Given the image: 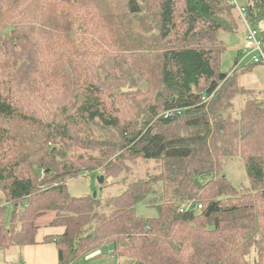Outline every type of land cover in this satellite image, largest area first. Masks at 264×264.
<instances>
[{
    "label": "trees",
    "instance_id": "trees-1",
    "mask_svg": "<svg viewBox=\"0 0 264 264\" xmlns=\"http://www.w3.org/2000/svg\"><path fill=\"white\" fill-rule=\"evenodd\" d=\"M239 2L264 41V0ZM239 20L232 0H0V249L53 212L60 264L107 246L121 264H264V89L220 69ZM137 159L154 175L131 179ZM97 170L117 195L68 191ZM159 183L158 215H137Z\"/></svg>",
    "mask_w": 264,
    "mask_h": 264
},
{
    "label": "rangeland",
    "instance_id": "rangeland-1",
    "mask_svg": "<svg viewBox=\"0 0 264 264\" xmlns=\"http://www.w3.org/2000/svg\"><path fill=\"white\" fill-rule=\"evenodd\" d=\"M247 34V27L241 18L239 20V29L236 33H229V32H220L219 39L226 44V51L222 55L221 60V71H233L238 75V83L244 85L251 89H263L264 88V69L258 68L259 65L253 66L251 69H246L243 71H239L235 68L236 58L238 57V48L244 45V39ZM251 60L252 57L250 56ZM248 58V60H250ZM242 60V56L240 55L239 61ZM262 67V66H261ZM233 68V69H232ZM246 71V72H244ZM244 72V73H243ZM246 98H236L234 101L235 105L233 107V114L235 116H239L241 110L246 102ZM4 149L5 141L0 136V145ZM222 162V172L225 176L232 181L234 185H248L249 178L247 174V170L245 168V161L240 156H229L225 157L221 160ZM130 168H132L130 172V178L136 179L138 177H151L154 175L155 170V163L153 161H147L143 159H137L136 162H129L128 164ZM101 171H93V172H86L85 174L80 175L79 177L73 178L68 183V191L74 196H86L88 194L93 195L95 192L99 195V198L105 200L109 196L117 195L119 192L120 183L118 182L117 178L114 177L108 178L106 181L104 180L102 184H100L99 177H101ZM104 176V175H103ZM111 183V184H110ZM103 186V187H102ZM164 200L163 196V188L162 183L155 184L152 186V190L145 194V197L142 198L137 206L136 212L137 215L146 217H154L158 215L159 207L162 201ZM107 249V247H104ZM17 248H10L6 251L0 250V262L4 261L5 257H8V261L11 259L12 256H15L17 253ZM107 251V250H106ZM4 252V253H3ZM254 251H250V257L253 258ZM5 255V257H4ZM119 259H126V258H117ZM127 260V259H126ZM100 261V260H99ZM117 261V260H116ZM116 261H112V259L102 260L100 264H116ZM128 261V260H127ZM118 262V261H117Z\"/></svg>",
    "mask_w": 264,
    "mask_h": 264
},
{
    "label": "crops",
    "instance_id": "crops-1",
    "mask_svg": "<svg viewBox=\"0 0 264 264\" xmlns=\"http://www.w3.org/2000/svg\"><path fill=\"white\" fill-rule=\"evenodd\" d=\"M244 49H245V42L242 47L238 48V52L242 56V60L239 61V63L236 66V69L239 71H243L246 69H251L255 65H259L258 68H261V71H262V69H264V65L256 64V63L254 64L250 56L245 55ZM248 58H250V60H248ZM53 217H54L53 212H47L46 215L40 217L37 220L38 225H39V229L37 232V235H38L37 242L33 243V245L31 244V245H26L23 248H19V249L17 248L16 255L12 256L9 261H8V257H5L4 255L5 259L3 262L1 261L0 264H6V263H12L15 261H19V258H20L21 263L23 264H60L58 248H56V244L54 242H47V243L43 242L47 234L59 235L62 232V228L54 227L51 224L53 221L52 220ZM106 250L109 253L108 256L95 257L99 255L100 253L106 252ZM112 250H113L112 246H107V249L102 248L98 251H95L91 253L89 256L77 261L76 264H100V262L105 259L106 260L112 259V261H116L117 258L111 254ZM2 251H6V250H2ZM117 261H116V264H121L124 262L121 259Z\"/></svg>",
    "mask_w": 264,
    "mask_h": 264
},
{
    "label": "built area",
    "instance_id": "built-area-1",
    "mask_svg": "<svg viewBox=\"0 0 264 264\" xmlns=\"http://www.w3.org/2000/svg\"><path fill=\"white\" fill-rule=\"evenodd\" d=\"M233 5L237 8L238 12L241 15L242 20L244 21L245 27H247V34L244 39L245 49L244 53L246 56H251L253 63L264 65V41L260 36V31L252 27L247 19H246V11L245 8L240 4L239 0H232ZM212 98L211 96L207 99ZM175 114H181V110L174 109L171 111H167L165 113L166 116H171ZM201 208V206H199Z\"/></svg>",
    "mask_w": 264,
    "mask_h": 264
},
{
    "label": "water",
    "instance_id": "water-1",
    "mask_svg": "<svg viewBox=\"0 0 264 264\" xmlns=\"http://www.w3.org/2000/svg\"><path fill=\"white\" fill-rule=\"evenodd\" d=\"M105 180V177L102 175V177L99 178L100 184ZM97 195V192L94 193V196Z\"/></svg>",
    "mask_w": 264,
    "mask_h": 264
},
{
    "label": "bare ground",
    "instance_id": "bare-ground-1",
    "mask_svg": "<svg viewBox=\"0 0 264 264\" xmlns=\"http://www.w3.org/2000/svg\"><path fill=\"white\" fill-rule=\"evenodd\" d=\"M244 22V21H243Z\"/></svg>",
    "mask_w": 264,
    "mask_h": 264
}]
</instances>
